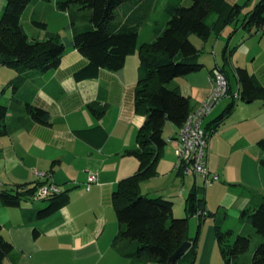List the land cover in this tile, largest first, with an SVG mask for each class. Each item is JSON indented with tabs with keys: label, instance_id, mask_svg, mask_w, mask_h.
Listing matches in <instances>:
<instances>
[{
	"label": "trees",
	"instance_id": "trees-1",
	"mask_svg": "<svg viewBox=\"0 0 264 264\" xmlns=\"http://www.w3.org/2000/svg\"><path fill=\"white\" fill-rule=\"evenodd\" d=\"M6 3L0 17V64L19 73L7 84V88L18 90L32 71L47 72L57 69L69 47H73L88 59V64L75 71L77 80L93 79L102 69L122 70L127 58L137 54L139 57L138 81L135 91V111L145 117L139 129L137 147L127 150L124 155L135 156L140 166L138 171L122 179L113 194V206L119 222V233L115 240L120 253L130 259L142 262L168 264L171 256L186 242H192L187 253L175 264L190 260L194 264L198 254L201 227L205 219L215 222L217 245L225 264H264V197L254 208L242 212L243 221L251 225L239 233L233 241L235 231L223 229L222 219L217 212H206L207 203L201 197L204 187L194 186L186 198V217H174V202L164 197H147L141 192V184L156 176L157 165L168 145L165 128L168 123L180 131L188 116L194 110L190 98L184 96L174 86L178 78L200 72L202 50L192 42L196 36L207 43L212 35L221 33L231 24L242 20V28L250 37L264 35V0H257L254 7L244 13L252 0L245 3L230 4L228 0H191L190 6L180 2L167 7L169 20L163 31L152 42L139 43L140 29L149 17V0H56L60 11L68 12L74 35L71 42H65L59 34H49L45 39L31 38L23 25L25 11L38 4L52 0H4ZM75 8V9H74ZM90 11L89 24L78 26L80 14ZM212 15L216 18L211 23ZM242 17V18H241ZM32 24L41 31H47L48 24L33 18ZM239 28L230 34L223 52L225 62L229 60L230 42ZM221 67V66H219ZM226 74L225 65L221 67ZM236 74L240 84L238 93L243 103L262 101L264 105V85L244 67H237ZM230 94L231 87H230ZM233 99L213 122L210 136L229 119L236 109ZM97 118L105 110L89 106ZM26 112L36 123L51 124V114L43 108L30 103ZM8 107L0 103V137L7 136L13 129L6 123ZM100 126L77 131V135L91 143L103 137ZM264 152V138L258 142ZM264 167V159L260 161ZM184 172V169H180ZM53 173V172H51ZM50 174V173H49ZM51 175V174H50ZM47 181L37 180L33 184L16 186L12 191H0V204L8 208H18L23 202L37 199V192ZM46 206L38 209L35 216L39 220L48 219L69 204V191L61 190L42 198ZM206 212V214H204ZM198 216L201 220L199 231L190 237V219ZM0 223V264L15 250L14 245L2 234ZM254 247L249 261L240 263L241 256Z\"/></svg>",
	"mask_w": 264,
	"mask_h": 264
},
{
	"label": "crops",
	"instance_id": "crops-1",
	"mask_svg": "<svg viewBox=\"0 0 264 264\" xmlns=\"http://www.w3.org/2000/svg\"><path fill=\"white\" fill-rule=\"evenodd\" d=\"M228 2L239 3L238 0H228ZM46 7L45 3H38L28 8L22 17L27 20L38 18L42 21L40 13ZM43 32L44 34H39L35 31L33 38L45 39L52 33L48 29ZM212 39L211 37L207 43L201 42L200 45L194 44L205 53ZM72 40L73 38L63 41ZM201 62L205 65L202 72L178 78L174 82V86L179 88L184 96L190 98L193 109H196L209 95L212 70L218 66L215 64L208 67L202 58ZM87 64L88 59L85 56L73 47H69L57 69L47 72L32 71L27 74L26 80L18 90L7 88L6 91L1 92L0 103L8 107L6 123L11 129L14 128L7 136L0 137L1 190L12 191L16 186L33 184L38 180L37 173H47L49 177L40 181L48 180L63 191L68 190L70 194L69 204L45 220L37 219L35 213L46 204L33 207L22 203L18 208H8L0 204V211L4 216L0 218V223L3 225L2 234L15 247L5 264H158L127 258L120 253L115 243L119 233V222L113 206V194L118 183L134 175L140 166L135 156L124 155L127 150L137 147V134L145 123V117L135 111L139 57L137 54L129 56L125 67L120 71L102 69L96 78L77 80L74 76L75 71ZM6 69L10 68L0 67V86H7L19 75L13 69ZM226 72L233 92L227 69ZM234 73L239 93L240 84L236 71ZM252 74L260 84L264 85V70L260 68ZM8 92L11 99L7 104L2 98ZM193 101H195L194 105H192ZM256 102H260L259 109L263 115V102ZM27 103L49 111L51 124L42 125L31 120L26 112ZM92 104H95L97 109L105 110L104 115L97 118L89 107ZM211 115L204 122V128L209 132L212 131L214 120L219 116L211 119ZM225 123L214 133L218 134L219 138L222 137L220 131ZM97 126L103 129V132L99 133L104 134L100 139H96V143L86 141L77 135V131ZM215 135L209 141L207 164L211 174L218 175L220 181V173L225 177L228 175L226 166L220 165L225 155L212 143V139L216 140ZM177 138L178 135L171 138L176 145ZM242 140L244 139L236 142V146L247 142ZM164 151L157 165L156 176L141 184V192L147 197L169 199L174 202L175 209V194H184L183 189L178 191L179 179L182 178L184 183L186 175L193 176L196 180L198 177L177 168L176 150L174 157L169 153L164 154ZM217 161L220 163L217 164ZM90 172H98L99 177L98 182L88 190ZM202 179L204 182V178ZM195 183L196 181L192 184L189 193L196 186ZM63 185L67 186L63 188ZM237 198L236 194L231 192L223 195L222 204L226 213L222 225L228 218L227 210L230 208L226 202L231 200L232 203H237L241 200ZM205 200L207 203L206 197ZM33 201L36 199L26 202ZM259 202L255 203L254 200L246 198L240 203L238 210L243 212L246 208H254ZM224 210H218L217 218H221ZM206 212L212 210L207 207ZM241 216L238 219L244 224L245 221ZM193 219L197 222L194 233L197 234L201 220L198 216L190 220ZM248 226L249 222H247ZM246 229H240L239 232ZM233 230L236 232L235 229ZM192 232L194 229L190 222L189 235L195 237ZM198 245L194 264H225L217 245L214 220H204ZM181 264L191 263L190 260H184Z\"/></svg>",
	"mask_w": 264,
	"mask_h": 264
},
{
	"label": "rangeland",
	"instance_id": "rangeland-1",
	"mask_svg": "<svg viewBox=\"0 0 264 264\" xmlns=\"http://www.w3.org/2000/svg\"><path fill=\"white\" fill-rule=\"evenodd\" d=\"M238 1L239 3H245L246 0ZM173 2H180L185 6L191 5V0H149V17L141 26L139 39L140 44L144 42L154 41L158 33L165 29L169 20L167 7L170 3ZM255 3L256 0H253L252 3L246 7L243 15L250 11L254 7ZM45 4L47 7L43 10L42 13H40V17L42 21L48 23V31L55 34H61L62 40L72 39L74 32L71 28L72 26L68 12L60 11L56 5V0H52ZM5 6V1L0 0V17L4 11L3 9L5 8ZM89 16L90 11H86L80 14L81 18L78 21V26L88 25ZM215 18L216 16L212 15L208 20V23L214 21ZM23 24L31 38H33V33L35 31L39 34H44L43 31L34 27L31 19L27 20L26 18H23ZM241 25L242 20L228 26L219 36H215L213 34V39L207 45V52L203 53L202 57V60L206 61L208 67H211L215 64H218V66L225 65L233 85V92L230 97L225 98L218 105V107L210 117L211 119H213L218 116L226 108V105L229 104L233 99H235L234 101L236 103V112L221 128L220 132H222V137L219 138L218 134H214L215 136H217L216 140L213 141L212 139L214 147H219L221 152L225 155V158H222V164L220 165L226 166L227 175L229 177H225L222 173H220L219 182H215L210 186H206L203 182L202 177H198V179L196 180L193 176L186 175L184 178L185 180H183L184 183L182 182V178H180L178 181V191L183 189L184 194L180 195L179 193H176L174 198L176 205L174 209V217L184 218L186 216L184 199L188 196L189 190L194 181H196L195 185L205 187L201 191L200 196L204 198L206 197L207 207L211 209L213 213H218L219 209L224 210V206L222 203L224 201L223 195L226 192L236 194L238 198H241V200L237 203H232L231 200H225L227 201L226 204L230 208L229 210H227L228 218L227 220L225 219L223 225V228L225 230H227L229 227L236 230V233L233 236V241H235L239 233H241L239 232L240 229L248 228L247 222H249V225H251L250 221H246L244 224L240 223V220L238 219L242 215V211L238 210L240 203L246 200V198H248L249 200H254L255 203H257L259 202V200L261 201L262 197H264V167L260 163L261 159L264 158V153H262L258 146V142L262 138H264V114L262 115V113L260 112V102L244 104L238 97H234L236 94H238L236 79L234 77L236 67H244L252 73H255L260 68L264 70V37L261 38L259 34L250 37L248 32L245 31ZM237 27L239 28V30H237V32L233 36L230 42L229 49V51H235L230 54L229 60L225 62L223 58L224 49L227 45L230 34ZM191 40L195 44H201V40L196 36H192ZM1 66L2 65L0 64V67ZM183 80L184 79H181V81ZM4 86H0V96ZM10 99V92H8L7 95L2 98V101L8 104L10 103ZM194 104L195 101H193L192 105ZM175 135H178L177 130L171 123H168L165 129V137L169 143L165 148L164 154L169 153L172 157H174L173 155L177 147L176 143L171 139ZM214 135H212V137ZM242 138L247 141V144L244 143L243 145L240 143L238 146H236L237 144L235 143L240 141V139ZM216 163L219 164L220 161H217ZM66 186L67 185H63L62 187L65 188ZM23 203L33 207L46 204V202H44L42 198H37L36 201L30 203ZM1 213L2 211H0V218L2 219V217L4 216H2ZM224 213H226V210L222 211L221 217H224ZM193 220H190V222L192 224V229H194L192 235L195 236L196 234L194 233L196 232L197 222L195 221V219ZM210 221H213V219L210 218ZM253 252L254 247L246 255L241 256L240 263H246L247 261H249L253 255Z\"/></svg>",
	"mask_w": 264,
	"mask_h": 264
},
{
	"label": "built area",
	"instance_id": "built-area-1",
	"mask_svg": "<svg viewBox=\"0 0 264 264\" xmlns=\"http://www.w3.org/2000/svg\"><path fill=\"white\" fill-rule=\"evenodd\" d=\"M211 90L207 98L200 103L188 116L185 124L180 129L177 138L176 156L177 168L184 169L187 174L204 178V184L210 186L219 181V176L211 174L208 164V146L210 133L204 128L206 118L211 115L218 105L227 97H230V83L221 67L216 66L212 70L210 79ZM234 97H239L236 94ZM38 180L49 177L47 173H37ZM99 173L90 172L87 189L98 182ZM2 183L0 181V191ZM60 187L48 183L41 186L37 192L38 198H45L51 193H59ZM206 214V212L204 213Z\"/></svg>",
	"mask_w": 264,
	"mask_h": 264
},
{
	"label": "water",
	"instance_id": "water-1",
	"mask_svg": "<svg viewBox=\"0 0 264 264\" xmlns=\"http://www.w3.org/2000/svg\"><path fill=\"white\" fill-rule=\"evenodd\" d=\"M192 246V242L186 241L169 259L168 264H175L179 259H181L187 251Z\"/></svg>",
	"mask_w": 264,
	"mask_h": 264
}]
</instances>
